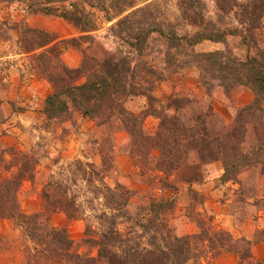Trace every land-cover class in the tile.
<instances>
[{"label":"trees","instance_id":"16d2710c","mask_svg":"<svg viewBox=\"0 0 264 264\" xmlns=\"http://www.w3.org/2000/svg\"><path fill=\"white\" fill-rule=\"evenodd\" d=\"M3 1L12 0H0V3ZM65 1L32 0L29 7L33 13L57 15L69 20L81 32L91 31L95 25L87 18L85 9H79L76 3H72L71 7L60 5ZM81 1L83 5L99 8L109 21L120 17L136 4L134 0ZM216 1L224 11L240 7V21L244 23V29L217 27L206 19L202 0H180L181 18L191 27V30L182 29L183 32L173 23L165 27L150 7H139L110 27V31L120 39L117 50L103 48L99 54L89 52V47L83 44L87 40L93 42L95 36L84 34L78 38L80 41L72 45L82 53V60L76 67L67 65L63 60V50L67 47L65 42L54 43L56 37L53 33L27 26L22 35V50L33 53L40 49L34 53L36 68L52 85L44 107L47 120L68 113L70 103L83 116L98 119L101 123L117 119L133 137L131 153L136 161L149 164L150 156L155 162L154 170L165 176L177 173L181 180L188 182L201 180L202 167L215 161L222 162L223 182L236 181L239 173L249 167L261 166L264 174V47L259 45L256 37L264 17V0H248L247 3ZM155 33L166 40L168 65L189 66L194 60L201 71V83L207 89L215 85L229 95L238 87L246 86L253 90L255 99L238 108L230 125L218 124L214 120L212 106H200L199 101L191 97L174 96L167 103L161 102L152 94L160 76L144 59L150 54L149 43ZM228 35L242 36L243 43L248 46L245 60L232 57L225 51L195 52L191 49L204 40L224 41ZM78 39L72 38L71 41ZM253 47L256 52L251 54ZM177 52L185 53L186 58L178 61ZM214 81H217L216 84ZM139 95L147 97L148 109L143 113L128 110L125 103ZM156 104L159 109H154ZM149 115L160 119L157 130L151 134L144 127V120ZM153 151H157L158 155ZM13 154L15 160L4 168L10 172L16 167L17 171H11V176L0 179V219H14L30 236L35 251L33 253L25 247L27 264H63L65 261L74 264H185L191 259L204 258L207 253L239 252L237 249L227 250V242L233 241L228 231L205 227L203 222H200V233L177 236L167 229L160 240L153 236L150 242L152 248H141L133 237L119 228V217L134 218L126 208L132 191L121 185L111 187L103 184L96 190L105 200L103 206L106 209L99 216L104 228L95 232L97 237L85 239L97 247V256L82 255L75 250L67 227L54 226L50 222L51 215L61 211L69 219H77L80 206L75 205L73 199H68L66 188L59 186L52 189L50 185L43 191L45 210L23 212L19 192L23 181L35 176V163L24 151L15 149ZM86 166H81L83 176L93 167ZM164 186L174 188L168 180H165ZM173 207L174 199L152 198L144 206L149 215L146 222H143L145 215L136 216L134 222L142 225L144 230L153 227L163 230L166 227L163 223L160 226L158 220ZM90 231L88 228L87 232ZM1 241L0 233V245ZM199 243L203 249L198 250ZM249 252L248 249L247 253L238 254L244 258ZM256 264H264V259Z\"/></svg>","mask_w":264,"mask_h":264},{"label":"rangeland","instance_id":"374dc122","mask_svg":"<svg viewBox=\"0 0 264 264\" xmlns=\"http://www.w3.org/2000/svg\"><path fill=\"white\" fill-rule=\"evenodd\" d=\"M31 1L12 0L0 3V124L22 109L18 100L7 102L11 95V83L4 81V78L16 68L22 75L42 77L41 70L36 68V54H34L40 49L33 53H24L22 50V35L27 26L53 33L56 37L54 43L65 42L67 47L63 50L62 57L64 62L72 67L79 66L82 60L80 49L72 46L80 41L78 38L84 34L95 36L93 42L90 43L87 40L83 44L84 47H89V52L99 54L103 48L117 50L120 39L110 31V27L119 18L139 7H150L164 26L173 23L180 29L179 31L183 32L187 28L191 30V27L187 26L181 18L180 0H134L136 3L134 7L111 21L106 19L105 13L99 8L83 5L81 0H67L60 3V5H70L69 7L72 3H76L79 9L84 8L87 18L95 25L89 32H81L74 23L60 16L33 13V9L29 7ZM202 1L206 19L217 27L244 29V23L240 21V7L236 6L224 11L219 8L216 0ZM247 1L238 0L240 3H247ZM261 23V29L256 31V37L259 45L264 47V17ZM72 38L78 40L71 41ZM191 49L195 52L225 51L226 54L239 60H245L248 55V46L243 43L241 35H228L224 41L204 40ZM166 50H168L166 40L155 33L149 43L148 53L150 54L144 58L160 76L152 94L161 102L167 103L174 96L191 97L199 101L200 106L211 105L214 120L218 124L230 125L236 117L238 108L255 99L253 90L246 86L238 87L229 95L223 88L215 85L207 89L201 83V71L196 61H190L189 66L168 65ZM250 52L254 54L256 48H251ZM176 58L178 61H183L186 55L177 52ZM76 60L77 65H74ZM216 82L214 81L215 84ZM50 86L52 89L51 83ZM125 105L128 110L135 113H143L149 107L147 97L142 95L129 99ZM158 107V104L154 105V109H159ZM45 118L41 125L37 122L23 127L22 144L0 146V179L11 176V171H17L16 167L10 172L4 168L9 162L15 160L13 151L16 149L28 153L32 162L35 163V176L25 179L19 192L23 212L34 213L45 210L43 191L46 187L49 188L51 185L52 189L59 186L66 188L68 199H73L76 202L75 205L80 206L79 217L71 220L61 211L53 213L50 222L54 226L67 227L69 236L74 240L75 250L82 255L97 256V247L85 239L97 237L95 232L104 228L99 216L101 211L106 209L103 206L105 200L96 190L103 184L111 187L121 185L132 191L126 208L134 218L119 217V228L126 232L127 236L133 237V241H137L144 249L152 248L150 242L153 236H157L160 240L167 229H171L177 236L200 233V222H203L205 227L223 229L215 221L216 210L231 212L236 216V222L240 224L247 218H257L259 211L264 210V174L261 166L243 169L234 181L235 186L232 184L227 186L221 176L213 178L214 173L208 169L209 164L202 167L201 180L188 182L181 180L177 173L165 176L154 170L155 162L150 156L149 164L136 161L131 153L133 137L117 119L101 123L98 119L83 116L71 103L68 113L51 120ZM159 122L160 119L157 116H147L144 120L145 131L149 134L154 133ZM1 127L0 125V132ZM153 154L158 155V152L153 151ZM87 164L93 165V169H88V173L83 176L81 166L87 167ZM148 166L151 169H147ZM165 180L171 181L174 188L165 187ZM161 197L174 199V207L158 220V224L161 226L163 223L166 228L161 230L160 227L159 230L153 227L144 230L142 225L134 222L135 217L145 215L143 217L145 223L149 215L148 211L144 210V206L148 205L152 198L160 199ZM60 214L68 219L66 224H60ZM75 221L79 223H77L78 226L71 227L70 224ZM88 228L91 229L90 232H87ZM262 229L264 227L257 229L251 240L246 238L235 240L229 232L233 241H226L229 245V248L226 247L227 250L237 249L242 254L247 253L249 249L250 252L244 258L239 257V252L223 251L218 255L207 253L204 258L191 259L185 264H256L258 260L264 259V246L260 245L264 243ZM0 233L2 235L0 253L19 251L24 256V264H27L25 247L33 253L35 250L34 243L24 228L14 219L2 218ZM254 244L259 246L254 249ZM198 245L200 250L201 244ZM228 255H233L236 258L235 262L230 259L220 260ZM2 261L0 260V263Z\"/></svg>","mask_w":264,"mask_h":264},{"label":"crops","instance_id":"0c3cea01","mask_svg":"<svg viewBox=\"0 0 264 264\" xmlns=\"http://www.w3.org/2000/svg\"><path fill=\"white\" fill-rule=\"evenodd\" d=\"M77 65V60L74 62ZM4 81H10L11 95L9 100H18V104L22 107L19 112L10 117L8 120L2 122L0 132V146L2 145H18L24 141L23 127L31 126L37 122L40 125L46 119L44 113V106L46 97L52 92L50 83L36 75L25 76L22 75L19 69H14L10 75L4 78ZM85 118V117H83ZM22 133V134H21ZM74 150V149H73ZM208 169L212 171L213 178L220 177L223 174V167L221 161H215L208 165ZM227 186L232 184L235 186L234 181L226 182ZM226 211V210H225ZM223 210H216V223L220 228L230 232L235 239L246 238L251 240L255 235V231L264 227V210H260L257 218H247L243 222H236V216L231 212ZM60 224H66L68 219L60 214ZM75 221L70 224L71 227L78 226ZM260 245L264 246V243ZM259 244H254V249ZM232 260L235 262L236 258L233 255H228L220 260ZM0 264H24V256L19 251H6L0 253ZM219 264V263H218Z\"/></svg>","mask_w":264,"mask_h":264}]
</instances>
